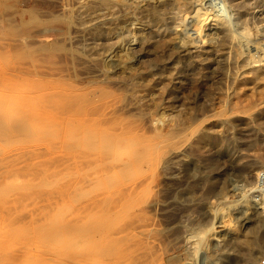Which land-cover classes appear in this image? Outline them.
<instances>
[{"label":"rangeland","instance_id":"374dc122","mask_svg":"<svg viewBox=\"0 0 264 264\" xmlns=\"http://www.w3.org/2000/svg\"><path fill=\"white\" fill-rule=\"evenodd\" d=\"M32 1L76 38L0 0V170L73 252L19 264H264V0Z\"/></svg>","mask_w":264,"mask_h":264},{"label":"bare ground","instance_id":"6f19581e","mask_svg":"<svg viewBox=\"0 0 264 264\" xmlns=\"http://www.w3.org/2000/svg\"><path fill=\"white\" fill-rule=\"evenodd\" d=\"M18 4H19L18 5L19 7V10H18V14H19L18 23L19 24L18 25L20 27V33H21L19 40L22 44L24 45L25 44L26 45L27 44L29 45H32V44L56 45L60 41H68V40L73 41L76 38L75 36H72L73 31L71 32V27H72L71 22L73 21L71 20L73 16H72L71 10H69L68 7L66 9L62 8L63 10L61 14L52 15L51 20H46V19H43V15H41L34 8V5L30 7L31 0H19ZM95 38H97V36H95ZM253 62H254V59H253ZM260 75L263 77L264 73H261ZM242 113H244V111ZM219 117L221 116L219 115ZM24 123L22 122V124ZM2 170L3 171L0 170V191L1 193H3V190L4 191L8 190L4 192L5 193L4 196L3 194H0L1 196L0 197V260L1 258L2 259L4 258L2 263H4V260L7 258L6 260H8L9 263L17 264L18 262L19 264V261L23 260L25 257L30 255L31 252H33L35 255L38 254L39 257L40 255L44 256L47 254L52 255L53 253L54 254L55 253H65V252L67 253L68 251L70 253V250L72 251V249L66 250L67 249L66 248V249H61L59 251L58 250L59 248H57L56 244H51V243H48L47 241H46L47 242L46 244H50V245L43 246L42 244H44L45 242L42 243L41 241L40 243H38V240L41 238L43 234H45V236L46 235L49 236V238H53V236H56L55 234H57L56 233L57 230L55 226L54 227L49 226L47 228V225H46L47 224L46 221L48 220V217H49V212L46 211L48 206L43 205L40 208H35V204L33 200L34 196L26 192L23 193V192H19L15 190L16 192H11L12 194H9V193L7 194V192L12 191V190L9 191V189H11L10 186L14 185V182L16 181V180L14 181V179H17L18 177L21 178V176H20V172H17L15 169L14 171L11 169L10 170L2 169ZM8 181H9V186L7 185ZM6 187H8V189H6ZM6 194H7V198L3 200V198L6 197ZM3 223H5V226H3L4 225ZM20 236L21 238L22 237L23 238L22 239L19 238ZM18 238L19 240L21 239L20 240L21 243H20V246L16 245L15 247L14 244H12V242L14 243L15 239L17 241ZM39 244H41L42 246ZM31 256H32V253L30 257ZM6 264H8V262Z\"/></svg>","mask_w":264,"mask_h":264}]
</instances>
